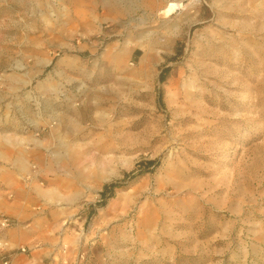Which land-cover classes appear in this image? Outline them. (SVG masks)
<instances>
[{
	"label": "rangeland",
	"instance_id": "1",
	"mask_svg": "<svg viewBox=\"0 0 264 264\" xmlns=\"http://www.w3.org/2000/svg\"><path fill=\"white\" fill-rule=\"evenodd\" d=\"M4 218L44 264H264V0H0Z\"/></svg>",
	"mask_w": 264,
	"mask_h": 264
},
{
	"label": "crops",
	"instance_id": "2",
	"mask_svg": "<svg viewBox=\"0 0 264 264\" xmlns=\"http://www.w3.org/2000/svg\"><path fill=\"white\" fill-rule=\"evenodd\" d=\"M21 202L23 201H19V204H21ZM16 216H18L19 219L23 220V211L20 210ZM25 232L26 231H23V226L13 227L3 231V233L0 235V239L4 240V242H7L10 248L14 250L19 246L23 247V244H25L27 241L29 242L27 236L25 235ZM49 255V249L41 246V248L27 254V256H18L13 260L12 264H44Z\"/></svg>",
	"mask_w": 264,
	"mask_h": 264
},
{
	"label": "built area",
	"instance_id": "3",
	"mask_svg": "<svg viewBox=\"0 0 264 264\" xmlns=\"http://www.w3.org/2000/svg\"><path fill=\"white\" fill-rule=\"evenodd\" d=\"M11 224H12V221L10 219L4 218L0 222V228L3 229V230L8 229L11 226ZM15 251H16L15 253H19V254H27L28 253L27 249L24 248V247H20V248H18ZM10 252L14 253L13 250L10 251ZM9 263H10L9 262V258H2L0 260V264H9Z\"/></svg>",
	"mask_w": 264,
	"mask_h": 264
},
{
	"label": "trees",
	"instance_id": "4",
	"mask_svg": "<svg viewBox=\"0 0 264 264\" xmlns=\"http://www.w3.org/2000/svg\"><path fill=\"white\" fill-rule=\"evenodd\" d=\"M165 72H167V69L163 71V74H161V76H160V78H159V80H160L161 83H163V82L165 81V75H164ZM154 164H155L154 162H148V163L145 164V166L148 168L149 166L154 165ZM131 175H132V174H131ZM121 186H122V185H121L120 183L111 184V185H109L108 187H105V188H104V191L102 192V195H104V193H105L106 191H109V193H110V192H112L115 188H120Z\"/></svg>",
	"mask_w": 264,
	"mask_h": 264
},
{
	"label": "bare ground",
	"instance_id": "5",
	"mask_svg": "<svg viewBox=\"0 0 264 264\" xmlns=\"http://www.w3.org/2000/svg\"><path fill=\"white\" fill-rule=\"evenodd\" d=\"M178 8H180V5L176 3H169L167 6H165L161 12L164 19L169 18Z\"/></svg>",
	"mask_w": 264,
	"mask_h": 264
}]
</instances>
